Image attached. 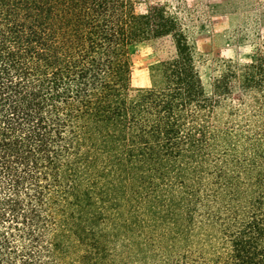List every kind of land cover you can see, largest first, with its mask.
<instances>
[{"label":"trees","instance_id":"16d2710c","mask_svg":"<svg viewBox=\"0 0 264 264\" xmlns=\"http://www.w3.org/2000/svg\"><path fill=\"white\" fill-rule=\"evenodd\" d=\"M178 4L0 0V264H264V42L215 111Z\"/></svg>","mask_w":264,"mask_h":264},{"label":"rangeland","instance_id":"374dc122","mask_svg":"<svg viewBox=\"0 0 264 264\" xmlns=\"http://www.w3.org/2000/svg\"><path fill=\"white\" fill-rule=\"evenodd\" d=\"M146 3L168 2L173 7L182 5L185 22L190 29L189 37L194 47L195 68L200 77L204 93L213 101L215 111H221L228 104L225 98L213 95L212 83L222 64L228 60L244 64L256 58L254 46L264 42V27L256 31L248 28L243 34L244 12H236L233 0H141ZM256 13L264 20V0H255ZM176 10V9H175ZM188 14V15H187ZM264 22V21H261ZM259 29V31H258ZM259 32V35H258ZM255 34L259 39L254 40ZM169 43L164 41L147 42L132 47L130 51L133 64L132 88H147L150 85L149 68L158 60L165 58ZM264 61V54L261 57Z\"/></svg>","mask_w":264,"mask_h":264}]
</instances>
